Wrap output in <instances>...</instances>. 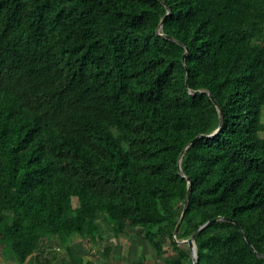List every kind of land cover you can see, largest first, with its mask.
Listing matches in <instances>:
<instances>
[{"label":"trees","instance_id":"trees-1","mask_svg":"<svg viewBox=\"0 0 264 264\" xmlns=\"http://www.w3.org/2000/svg\"><path fill=\"white\" fill-rule=\"evenodd\" d=\"M263 108L264 0H0V258L105 221L183 264L191 186L198 264H264Z\"/></svg>","mask_w":264,"mask_h":264},{"label":"rangeland","instance_id":"rangeland-1","mask_svg":"<svg viewBox=\"0 0 264 264\" xmlns=\"http://www.w3.org/2000/svg\"><path fill=\"white\" fill-rule=\"evenodd\" d=\"M262 122L264 125V108ZM261 135L264 137V130L261 132ZM73 205L75 207L79 205L77 197L73 198ZM101 224L103 228V238L97 243H91L88 239L75 236L72 240H69L66 244L62 245L58 238L46 237L41 244V249L45 253H55L57 255L56 264H74V261H71L68 251L69 247L73 249L75 256L83 258L85 264L89 261L94 264H138V257L141 256L144 258V264H166L163 259L156 256L155 252L147 244L141 231H137L136 229L129 227V232L137 235V239L130 240L127 236L117 237L110 229L107 228L105 221H102ZM161 240L164 242L166 249L165 257L167 259L178 256V253L174 251L169 241H167L164 236H162ZM181 245L186 247V244L184 243ZM107 248H110L112 253L108 260L104 255ZM131 253L134 255L131 256ZM3 260L5 259L0 258V264H3ZM35 260L36 256L33 255L28 261V264H36ZM5 261L6 264H17L13 261L12 263H10L9 260ZM183 264H193L191 251L188 252V257L183 260Z\"/></svg>","mask_w":264,"mask_h":264},{"label":"water","instance_id":"water-1","mask_svg":"<svg viewBox=\"0 0 264 264\" xmlns=\"http://www.w3.org/2000/svg\"><path fill=\"white\" fill-rule=\"evenodd\" d=\"M162 24H163V22H161V26H162ZM187 52H188V49H187ZM187 52L184 54V58L186 57ZM211 98L214 100L215 104H218V102L215 100V98H214L213 96H211ZM220 129H221V125H220V126L218 127V129H217L213 134H211V135L202 134V135L197 136L196 138H194V139L190 142L189 145H191L192 143H194V142H195L198 138H200V137H212V136L215 135ZM189 145H188V146H189ZM179 171H180L181 173L183 172V171H182V168H181V163H179ZM188 182L191 184V178H188ZM190 197H191V186H189V188H188L187 201H186V204H185V207H184L183 213H182V215H181V218H180V220H179V222H178V224H177V226H176V228H175V230H174V237H175V241H176L177 244H182V243H184V244H188V245H189L190 251H191L192 256H193V264H198V249H197V244H196V238H197L198 234L201 232V230H202L204 227H206V226H208V225H210V224L215 223L217 220H220L221 217H217V218H215V219H213V220H210V221L206 222L205 224H203V225L198 229V231H197L195 234L192 235V237H190L189 239H184V240L180 241L179 239H177V233H178V231H179V229H180V226H181V223H182V220H183V216H184V214H185V212H186V209H187V206H188V203H189ZM230 220H231V219H230ZM232 221H233V220H232ZM234 222L237 224V226L240 228V230L244 233V231H243L241 225L239 224V222H238L237 220H234ZM244 235H245V233H244ZM245 238H246L247 242L250 244V246L254 249V247H253V245H252L250 239H249L246 235H245ZM254 250H255V249H254Z\"/></svg>","mask_w":264,"mask_h":264},{"label":"crops","instance_id":"crops-1","mask_svg":"<svg viewBox=\"0 0 264 264\" xmlns=\"http://www.w3.org/2000/svg\"><path fill=\"white\" fill-rule=\"evenodd\" d=\"M3 261H4L3 264H6V263H5L6 261H5V260H3ZM12 261L18 264V262H17L16 259H13V260H11V261L9 260L10 263H12ZM71 261H72V260H71ZM68 262H69V261H68ZM72 262H73V261H72ZM66 264H67V263H66ZM68 264H69V263H68ZM74 264H75V262H74ZM93 264H94V263H93Z\"/></svg>","mask_w":264,"mask_h":264}]
</instances>
